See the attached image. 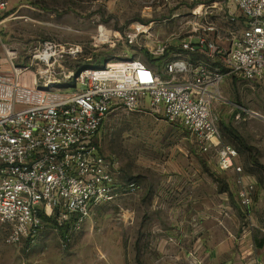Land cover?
I'll list each match as a JSON object with an SVG mask.
<instances>
[{"label":"built area","instance_id":"1","mask_svg":"<svg viewBox=\"0 0 264 264\" xmlns=\"http://www.w3.org/2000/svg\"><path fill=\"white\" fill-rule=\"evenodd\" d=\"M184 8L183 34L166 42L143 33L150 65L139 56L77 69L79 48L54 39L35 44L23 65L7 53L0 67V223L7 243L37 236L43 216L69 224L70 238L90 216L129 185L120 160L100 149L98 134L114 110L150 111L179 122L204 149L216 148L222 169L240 170L237 149L221 141L228 78L264 81V0H148ZM7 0H0V11ZM2 22L0 18V41ZM8 52V51H7ZM158 63V64H157ZM249 111V110H245ZM240 207L249 214L253 184L240 178Z\"/></svg>","mask_w":264,"mask_h":264},{"label":"rangeland","instance_id":"2","mask_svg":"<svg viewBox=\"0 0 264 264\" xmlns=\"http://www.w3.org/2000/svg\"><path fill=\"white\" fill-rule=\"evenodd\" d=\"M7 2L0 11V67L6 74L3 44L23 65L31 48L45 39L77 46L71 61L77 69L131 56L148 62L144 34L134 42L132 35L144 29L150 38L166 42L186 27L184 17L172 14L188 11L149 6L148 0ZM223 96L226 102H217L213 110L221 141L238 151L240 170L222 169L216 148L204 149L179 122L150 111L114 110L97 139L103 153L118 156L127 190L94 206L70 238L47 224L37 236L10 244L8 227L0 223V264H202L191 253L200 239L205 244L209 235L214 237L203 232L213 226L216 212L222 208L224 219L230 212L241 215L240 178L254 186L249 212L258 214L263 228L264 167L255 160L264 165V81L228 78ZM224 232L217 238L229 235Z\"/></svg>","mask_w":264,"mask_h":264},{"label":"crops","instance_id":"3","mask_svg":"<svg viewBox=\"0 0 264 264\" xmlns=\"http://www.w3.org/2000/svg\"><path fill=\"white\" fill-rule=\"evenodd\" d=\"M3 49L7 53L8 49L4 44ZM8 52L11 53V51ZM190 211L192 214L196 213L195 210ZM240 212V217H236L230 212L224 219L222 208L219 212L217 211L213 226H210L207 233L203 232L204 235L211 232L214 237L211 238L209 235L205 244H201L202 240L200 239L199 249L191 255L199 256L202 264H264V225L262 228L257 213L250 211L247 214L243 212L242 208ZM223 226L227 228V231H223ZM199 227L203 229V224L200 223ZM221 232L229 235H225L223 238L219 234L217 238V233Z\"/></svg>","mask_w":264,"mask_h":264},{"label":"trees","instance_id":"4","mask_svg":"<svg viewBox=\"0 0 264 264\" xmlns=\"http://www.w3.org/2000/svg\"><path fill=\"white\" fill-rule=\"evenodd\" d=\"M147 63L150 64V65L154 64V62H151V61H148ZM255 162L258 165H260L261 167H264V165H262L257 159L255 160ZM43 219L46 222V224H48V225L50 224V225L56 226L59 229L60 233H62L63 235L66 232H68L69 224H62V225H60V224L57 223V221L55 219H53V218H47L46 216H43Z\"/></svg>","mask_w":264,"mask_h":264},{"label":"bare ground","instance_id":"5","mask_svg":"<svg viewBox=\"0 0 264 264\" xmlns=\"http://www.w3.org/2000/svg\"><path fill=\"white\" fill-rule=\"evenodd\" d=\"M150 27H151V26H149L148 29H149ZM7 53L11 54L10 52H7Z\"/></svg>","mask_w":264,"mask_h":264}]
</instances>
